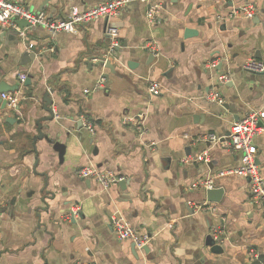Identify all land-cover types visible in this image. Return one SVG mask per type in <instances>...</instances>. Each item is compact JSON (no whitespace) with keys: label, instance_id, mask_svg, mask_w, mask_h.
<instances>
[{"label":"crops","instance_id":"crops-1","mask_svg":"<svg viewBox=\"0 0 264 264\" xmlns=\"http://www.w3.org/2000/svg\"><path fill=\"white\" fill-rule=\"evenodd\" d=\"M12 1L64 18L73 6L108 0ZM154 1L164 7L155 24L147 19L149 5L134 2L77 33L37 26L21 36L17 24L0 30V82L19 85L14 93L20 97L16 112L0 93V264H256L264 257V212L248 179L219 175L240 164V153L223 139L203 137H225L244 113L264 109V72L242 69L250 57L264 61V0ZM248 2L257 6L252 19L222 21ZM188 28L197 34L185 38ZM114 42L119 62L111 53ZM101 57L120 75L96 66ZM214 60L219 70L211 68ZM22 74L30 85L20 81ZM221 75L229 80L219 82ZM152 81L162 85L154 96ZM46 91L55 117L42 122L44 137L35 143L37 122L49 115ZM212 92L223 105L207 99ZM82 120L94 126V135ZM54 143L65 146L62 160ZM255 143L264 174V133ZM203 153L206 162H183ZM89 164L114 171L126 185L103 190L81 178L79 169ZM210 177L225 189L222 203L209 204L205 190L191 188ZM73 207L80 215L68 221ZM115 212L150 235L149 252L116 237L109 223ZM218 226L227 236L219 244L223 252L213 253L207 237Z\"/></svg>","mask_w":264,"mask_h":264},{"label":"built area","instance_id":"built-area-1","mask_svg":"<svg viewBox=\"0 0 264 264\" xmlns=\"http://www.w3.org/2000/svg\"><path fill=\"white\" fill-rule=\"evenodd\" d=\"M134 2L146 3L149 5L147 11V19L151 24L158 22L160 15L164 9L163 4L154 0H108L93 7L81 8L80 6H73L70 12L64 18H50L44 12H34L30 10L26 5L12 1V0H0V30H5L9 27H17L16 22L19 19H25L28 21L31 27L43 26L51 33H77L79 28L83 25H87L97 19L106 18L110 19L118 16L122 10H124L129 4ZM257 14V6L254 3L248 2L233 8L229 15L222 19L226 21L228 19L243 18L252 19ZM26 29V28H25ZM25 29L17 28L21 36H25ZM110 35L117 37V29H110ZM119 44L114 42L111 47V52ZM29 48H34L35 45L30 43ZM149 47V46H148ZM151 47V46H150ZM154 48V47H153ZM218 61L211 62V68L216 69ZM242 69L250 73H262L264 72V61L250 57L243 64ZM26 75H20V81L24 83ZM229 80L228 75H221L219 82L225 83ZM96 86V89L103 86V79ZM162 85L158 81H152L149 83L148 92L151 96H154L160 92ZM91 90H86L85 93H89ZM2 99L6 102V105L13 111L19 110L20 97L18 93H3ZM207 99L212 102H216L223 105L224 100L217 92L208 94ZM88 131L94 135L95 128L87 120H82ZM264 133V109H253L244 113L238 120H236L227 136L221 137L215 134L204 135L213 142H223L231 150L240 153V164L236 167H231L222 170L219 175L224 176H238L248 179L250 183V192L256 204L264 202V174L257 163L258 148L255 143L256 137ZM191 159V160H190ZM206 162L208 161V154L203 153L192 158H186L183 162ZM78 175L83 179H89L95 181L103 190H108L113 184L123 180V177L115 173L110 169H100L96 165L89 164L78 171ZM216 187L214 185L213 178H205L195 181L191 184L192 189H211ZM214 213H218L217 207H211ZM81 209L79 207H73L66 215V220L71 221L76 219L80 215ZM110 226L119 240L132 241L139 249L147 246L150 242V235L147 232L136 229L128 219H126L120 213H113L109 219ZM211 236L216 244L224 243L227 231L225 227L218 226L213 228ZM251 255L253 258H257V251L252 249ZM258 259V258H257ZM73 264H99L95 261L91 262H76ZM262 264V263H261Z\"/></svg>","mask_w":264,"mask_h":264},{"label":"water","instance_id":"water-1","mask_svg":"<svg viewBox=\"0 0 264 264\" xmlns=\"http://www.w3.org/2000/svg\"><path fill=\"white\" fill-rule=\"evenodd\" d=\"M178 0H173V2H177ZM108 21V20H107ZM16 24L18 25V27L20 29H25V28H28L30 26V24L28 23L27 20L25 19H19ZM113 28V25H111L110 29ZM197 34V31L193 30V29H186L185 30V38H190V37H193ZM119 46H116L114 48V50L111 52L112 55L114 56V58L116 60H118V62L121 60V51L119 50ZM116 53V54H115ZM30 57H32L33 59L36 57V54L35 53H31L29 54ZM96 66H99V67H104L108 70H110L111 73L115 74V75H120L119 71H118V66L116 64L113 63V61L111 59H108V58H105V57H101V58H98V62L95 64ZM134 65V63L132 62H127V66L129 68H132V66ZM220 69V66L217 67V70ZM108 75H104L103 78H107ZM31 83V78L28 77L26 78V80L24 81V85L25 86H28L30 85ZM19 89V85H11L5 81H1L0 82V93L3 94V93H8V92H11V93H14L16 91H18ZM50 92L51 91H46L44 93V96H43V102H44V105H43V109L48 112V116L46 117H43L42 119H40L38 122H37V125H38V131H39V134L38 136L35 138V143L38 139L40 138H43L44 137V134L42 132V128H43V125H42V122L43 121H51L54 119L55 115H54V112H53V109H52V104H53V101L50 99ZM15 120V119H13ZM7 122L9 123H12L13 121H11L10 118H7L6 119ZM83 123L80 122L79 125H82ZM54 149L59 153V156H60V159L62 160L63 157H64V152H65V146L60 144V143H54ZM257 163H258V160H257ZM120 185H122L123 187L126 185L127 181L125 180H121L120 182ZM224 194H225V189L223 187H214V188H211V189H207L205 190V195H206V200L209 204H216V203H222L223 202V197H224ZM258 207H262L263 208V212H264V202H262ZM256 205H254V208H258ZM263 218H264V213H263ZM135 245V244H134ZM207 245L211 247V251L213 253H222L223 252V246L222 245H217L215 243V241L213 240L212 236L209 235L207 237ZM136 247V245L134 246V248ZM142 250L146 251V252H149V248L147 246L143 247ZM264 260V257H258V259L256 260V264H261Z\"/></svg>","mask_w":264,"mask_h":264}]
</instances>
